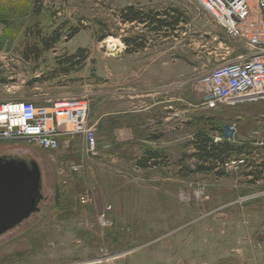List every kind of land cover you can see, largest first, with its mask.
Returning <instances> with one entry per match:
<instances>
[{"label":"rangeland","instance_id":"obj_1","mask_svg":"<svg viewBox=\"0 0 264 264\" xmlns=\"http://www.w3.org/2000/svg\"><path fill=\"white\" fill-rule=\"evenodd\" d=\"M136 1L140 22L122 16L127 0H0V100L86 93L98 140L94 152L82 134L56 150L0 141V157L38 163L43 194L39 211L0 235V264H264V100L208 107L180 89L170 120L164 93L162 143L115 142L112 124L129 114L97 118L113 96L121 111L144 106L135 92L125 100L140 60L162 53L190 77L245 51L196 0ZM232 123L229 153L200 169L196 133L213 139ZM148 150L158 157L144 167ZM234 157L245 162L222 167Z\"/></svg>","mask_w":264,"mask_h":264},{"label":"built area","instance_id":"obj_2","mask_svg":"<svg viewBox=\"0 0 264 264\" xmlns=\"http://www.w3.org/2000/svg\"><path fill=\"white\" fill-rule=\"evenodd\" d=\"M226 35L240 41L245 51L234 59L216 65L192 80L201 94L202 103H256L264 100V0H196ZM88 95L0 100V141L22 140L37 149L56 150L61 137L82 134L88 152L97 149L96 129L89 121ZM237 124L213 136L215 143L236 142ZM245 160L229 158L222 167L236 170ZM70 170L80 172L81 165ZM88 194L80 202L90 201ZM105 216V215H104ZM103 216V217H104Z\"/></svg>","mask_w":264,"mask_h":264},{"label":"crops","instance_id":"obj_3","mask_svg":"<svg viewBox=\"0 0 264 264\" xmlns=\"http://www.w3.org/2000/svg\"><path fill=\"white\" fill-rule=\"evenodd\" d=\"M136 3V0H127L126 2L127 6H133ZM147 4L151 5L152 7L157 5L155 0H150ZM238 53L241 52L239 51ZM139 66L140 67L138 68L139 71L137 74L134 71V67H130V79L128 80L129 87L127 88V92L131 94L125 98V100H130V102H125L133 103L131 100H134L136 95L134 96L132 93L135 92L139 96L138 100L142 102L144 106L137 110L129 109L128 111H121V109L116 107L115 104H118V102L115 101V96H113V100L111 99L106 103L107 110L99 113L100 115H98L97 118L99 119L105 116H113L114 119H118V114H129L128 120L126 118L123 121L119 120L118 122L112 124V136H116L114 139L115 142L130 144L136 141H153L154 143H162L164 141L162 136V132H164V130L161 111L162 105L164 103V93L169 94L170 97L171 104L168 105L171 108L170 120L173 118L172 103L175 101L177 102L180 99L183 100L180 98V89L186 91L187 94L184 95L186 100L190 94L192 100L195 98L196 100L202 102L201 94L192 86V80L195 75L188 77L186 76L188 73H180L178 63L172 60H167V58L163 57L162 53L154 55V57H152L149 61L148 59L146 61L140 60ZM81 95L88 94L83 93L73 96ZM188 105L194 107L195 104L189 100ZM197 105L199 106V104ZM157 118L159 119L158 123H154L158 120ZM153 119L156 120L154 121ZM169 127L171 136H173L174 130V137H171L170 140L165 141H169V143L178 142L179 139L177 135V127L173 126V122L170 123ZM152 130H154L153 134L155 135L150 134Z\"/></svg>","mask_w":264,"mask_h":264},{"label":"water","instance_id":"obj_4","mask_svg":"<svg viewBox=\"0 0 264 264\" xmlns=\"http://www.w3.org/2000/svg\"><path fill=\"white\" fill-rule=\"evenodd\" d=\"M42 174L34 160L0 157V235L39 211Z\"/></svg>","mask_w":264,"mask_h":264},{"label":"trees","instance_id":"obj_5","mask_svg":"<svg viewBox=\"0 0 264 264\" xmlns=\"http://www.w3.org/2000/svg\"><path fill=\"white\" fill-rule=\"evenodd\" d=\"M140 14V13H139ZM138 13H134V7L129 6L124 10L123 17L129 21H142L140 15ZM179 21V20H178ZM163 23L164 21H160ZM178 24V23H177ZM194 144L198 150V156L201 159L202 165L199 166L200 169L205 168H213L214 162L218 160H223V155L229 153L231 147L229 143H215L213 139L209 137V135L204 134L202 131L197 132L194 139ZM158 157L156 151L148 150L145 153V156L140 159L141 166H148V163L151 161H155ZM204 162L210 163V166L207 167L204 165ZM156 164V163H153ZM213 164V165H212Z\"/></svg>","mask_w":264,"mask_h":264},{"label":"flooded vegetation","instance_id":"obj_6","mask_svg":"<svg viewBox=\"0 0 264 264\" xmlns=\"http://www.w3.org/2000/svg\"><path fill=\"white\" fill-rule=\"evenodd\" d=\"M17 160H25L28 164V166H31L32 162L34 161V159H26V158H15Z\"/></svg>","mask_w":264,"mask_h":264},{"label":"bare ground","instance_id":"obj_7","mask_svg":"<svg viewBox=\"0 0 264 264\" xmlns=\"http://www.w3.org/2000/svg\"><path fill=\"white\" fill-rule=\"evenodd\" d=\"M8 232V231H7Z\"/></svg>","mask_w":264,"mask_h":264}]
</instances>
